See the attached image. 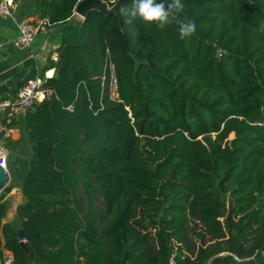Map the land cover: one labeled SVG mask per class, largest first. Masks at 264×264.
<instances>
[{
	"label": "trees",
	"instance_id": "obj_1",
	"mask_svg": "<svg viewBox=\"0 0 264 264\" xmlns=\"http://www.w3.org/2000/svg\"><path fill=\"white\" fill-rule=\"evenodd\" d=\"M78 1L31 0L60 43L24 114L23 233L4 223L3 249L15 264H264V0H182L185 39L175 20L125 23L131 0L84 18Z\"/></svg>",
	"mask_w": 264,
	"mask_h": 264
},
{
	"label": "crops",
	"instance_id": "obj_2",
	"mask_svg": "<svg viewBox=\"0 0 264 264\" xmlns=\"http://www.w3.org/2000/svg\"><path fill=\"white\" fill-rule=\"evenodd\" d=\"M16 18L26 17L33 21L40 20L38 12L31 5V0H13ZM75 14V13H74ZM76 17H79L75 14ZM80 18V17H79ZM17 34L15 22L11 18L0 16V98L13 99L19 88L29 79L52 76L54 68H47L49 60L57 54L60 35L55 27H46L38 32L30 47H17L13 38ZM25 111L17 115L11 123L9 136L0 132V148L6 150V169L9 177L8 186L18 190V203L23 201L21 183L26 175L32 158V144L24 125L17 127L18 117H24ZM3 124V121L1 120ZM1 127V126H0ZM10 188V189H11ZM17 203V204H18ZM9 220L15 229H21V219L12 211Z\"/></svg>",
	"mask_w": 264,
	"mask_h": 264
},
{
	"label": "built area",
	"instance_id": "obj_3",
	"mask_svg": "<svg viewBox=\"0 0 264 264\" xmlns=\"http://www.w3.org/2000/svg\"><path fill=\"white\" fill-rule=\"evenodd\" d=\"M0 16L11 18L15 22L17 34L12 42L17 47H30L38 32L45 30L47 27V21L44 19L33 21L26 17L16 18L13 0H0ZM2 45L3 42L0 39V50ZM52 59L56 60L57 54H54ZM110 75L111 92L115 94L116 78L113 72H111ZM43 81L44 79L42 78L29 79L19 88L13 99L0 98V128L4 136H9V125L12 123L13 119L17 118L20 112L30 110L36 102L42 100L45 94L50 92L49 89L43 86ZM6 159V150L0 148V165L7 172ZM21 240L24 241L25 239L21 238ZM0 264H15L11 252L3 249V256Z\"/></svg>",
	"mask_w": 264,
	"mask_h": 264
},
{
	"label": "clouds",
	"instance_id": "obj_4",
	"mask_svg": "<svg viewBox=\"0 0 264 264\" xmlns=\"http://www.w3.org/2000/svg\"><path fill=\"white\" fill-rule=\"evenodd\" d=\"M117 0H112L115 4ZM184 4L182 0H131L130 5L121 6L118 9L119 14L125 18V23L131 24L134 20L139 19L143 23H155L161 29L171 24L173 20L179 26L181 39L191 37L196 31L194 21L180 20L178 13L182 12ZM261 31H264V25H261Z\"/></svg>",
	"mask_w": 264,
	"mask_h": 264
},
{
	"label": "water",
	"instance_id": "obj_5",
	"mask_svg": "<svg viewBox=\"0 0 264 264\" xmlns=\"http://www.w3.org/2000/svg\"><path fill=\"white\" fill-rule=\"evenodd\" d=\"M118 1V0H117ZM116 4H109L107 0H79L74 7V13L80 18H84L91 10H97L102 14L108 15L115 11ZM25 120L23 116L18 117L17 127L24 125ZM9 177L3 167L0 165V192L3 191L8 185ZM18 190L11 188L0 199V253L4 248V240L2 235V226L4 223L9 222L12 211H16L19 204L17 200ZM18 203V204H17ZM22 230L18 229V234L22 236ZM23 244V241H22ZM1 263V258H0Z\"/></svg>",
	"mask_w": 264,
	"mask_h": 264
},
{
	"label": "rangeland",
	"instance_id": "obj_6",
	"mask_svg": "<svg viewBox=\"0 0 264 264\" xmlns=\"http://www.w3.org/2000/svg\"><path fill=\"white\" fill-rule=\"evenodd\" d=\"M77 18H79V17H77ZM231 137H232V135H229V138H231ZM4 191H5V189L3 191H1L0 194L3 193Z\"/></svg>",
	"mask_w": 264,
	"mask_h": 264
}]
</instances>
